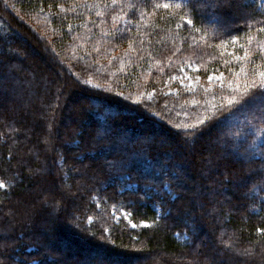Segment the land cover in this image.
I'll use <instances>...</instances> for the list:
<instances>
[{
	"label": "trees",
	"instance_id": "1",
	"mask_svg": "<svg viewBox=\"0 0 264 264\" xmlns=\"http://www.w3.org/2000/svg\"><path fill=\"white\" fill-rule=\"evenodd\" d=\"M261 1L0 0V264H264Z\"/></svg>",
	"mask_w": 264,
	"mask_h": 264
},
{
	"label": "rangeland",
	"instance_id": "2",
	"mask_svg": "<svg viewBox=\"0 0 264 264\" xmlns=\"http://www.w3.org/2000/svg\"><path fill=\"white\" fill-rule=\"evenodd\" d=\"M181 1H183V0H181ZM261 5L264 8V0L261 1ZM195 71H196V67L192 66V65H190L186 68H183L181 70L180 74L174 78L175 83H178L179 85L184 87L186 90H194L198 86L208 87L211 84H213V82L220 79L219 75L211 74L205 80H202ZM209 77H211V79H209ZM171 89L174 90L175 88L172 87ZM1 96L4 97L5 94L4 95L2 94ZM207 155L212 157V155H210V153ZM211 160H214V158H212ZM215 160H217V159H215ZM213 248L214 247H211L212 252H214Z\"/></svg>",
	"mask_w": 264,
	"mask_h": 264
},
{
	"label": "snow or ice",
	"instance_id": "3",
	"mask_svg": "<svg viewBox=\"0 0 264 264\" xmlns=\"http://www.w3.org/2000/svg\"><path fill=\"white\" fill-rule=\"evenodd\" d=\"M169 6L170 5L167 4V3L163 5V7H165V8H168ZM157 7H159V5H157ZM187 23L191 24L192 21L191 20H188ZM209 79H211V77H209ZM230 103H231V101H230ZM0 187H4V184L3 183H0Z\"/></svg>",
	"mask_w": 264,
	"mask_h": 264
}]
</instances>
